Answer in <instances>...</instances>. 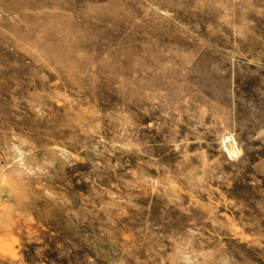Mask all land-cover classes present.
Listing matches in <instances>:
<instances>
[{"label": "rangeland", "instance_id": "1", "mask_svg": "<svg viewBox=\"0 0 264 264\" xmlns=\"http://www.w3.org/2000/svg\"><path fill=\"white\" fill-rule=\"evenodd\" d=\"M0 264H264V0H0Z\"/></svg>", "mask_w": 264, "mask_h": 264}, {"label": "built area", "instance_id": "2", "mask_svg": "<svg viewBox=\"0 0 264 264\" xmlns=\"http://www.w3.org/2000/svg\"><path fill=\"white\" fill-rule=\"evenodd\" d=\"M226 144L232 146V149H231L232 154L231 155L235 156L237 154V146L234 143V139L229 138L228 141L226 140Z\"/></svg>", "mask_w": 264, "mask_h": 264}]
</instances>
